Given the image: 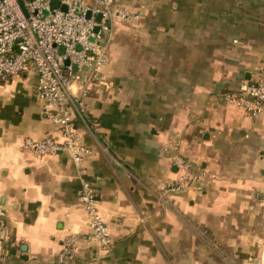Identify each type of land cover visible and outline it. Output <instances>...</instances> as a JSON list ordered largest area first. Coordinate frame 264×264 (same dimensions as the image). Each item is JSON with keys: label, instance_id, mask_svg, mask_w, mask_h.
Returning <instances> with one entry per match:
<instances>
[{"label": "crops", "instance_id": "0c3cea01", "mask_svg": "<svg viewBox=\"0 0 264 264\" xmlns=\"http://www.w3.org/2000/svg\"><path fill=\"white\" fill-rule=\"evenodd\" d=\"M118 1L135 16L112 24L106 62L73 85L86 89L72 114L88 149L79 163L66 150L25 147L63 138L37 70L0 83V264H55L69 233L78 235L76 264H212L198 256L204 246L177 244L191 224L232 240L234 261L213 264H255L264 113L225 93L264 63V0ZM177 155L206 177L167 188L180 175ZM83 179L110 227L108 247L91 234Z\"/></svg>", "mask_w": 264, "mask_h": 264}, {"label": "built area", "instance_id": "2783aa9c", "mask_svg": "<svg viewBox=\"0 0 264 264\" xmlns=\"http://www.w3.org/2000/svg\"><path fill=\"white\" fill-rule=\"evenodd\" d=\"M23 4L28 13L20 0H0V83L29 66L37 70L49 117L60 125L63 138L45 135L27 141L25 147L39 155L66 150L79 163L88 149L72 125V114L76 102L84 104L86 89L81 85V93H76L73 85L82 83L84 69L94 70L106 62L112 24L135 14L118 0H60L56 7H51L50 0H23ZM225 96L252 116L263 114L264 63L253 75L237 79ZM174 162L180 175L167 185L169 189L181 190L206 177L183 155H177ZM80 198L92 236L102 247H108L110 227L99 210L95 187L87 179L82 181ZM77 242L76 233L67 234L55 264H76ZM255 264H264V253Z\"/></svg>", "mask_w": 264, "mask_h": 264}, {"label": "rangeland", "instance_id": "374dc122", "mask_svg": "<svg viewBox=\"0 0 264 264\" xmlns=\"http://www.w3.org/2000/svg\"><path fill=\"white\" fill-rule=\"evenodd\" d=\"M254 212L255 214L261 213L260 207H255ZM189 230L191 233V237H185L184 240L179 239L177 243L178 245H181L182 241L184 242V244H186V241L192 246H204V249L200 248L198 250V256L199 258L204 259L207 263L213 264L214 262H217L216 260L219 257L222 258L223 261H225L226 259L230 260L232 256L234 261L235 256L232 254V250H230L231 245H233L231 239L222 238L220 240L218 238H215L207 227H202L199 224H191V228H189ZM258 248L259 252L255 256L253 255V257H255V261L261 258L264 253V238L260 240ZM219 251H221V253H219Z\"/></svg>", "mask_w": 264, "mask_h": 264}, {"label": "water", "instance_id": "95a60500", "mask_svg": "<svg viewBox=\"0 0 264 264\" xmlns=\"http://www.w3.org/2000/svg\"><path fill=\"white\" fill-rule=\"evenodd\" d=\"M20 1H21L22 5L24 7V10L28 13V11L26 10V8H25V6L23 4V0H20ZM59 3H60V0H50L51 7H56V6L59 5ZM62 7L65 8V9L67 8V6L65 4H63ZM88 15H89V13H88ZM98 17H100V15H98Z\"/></svg>", "mask_w": 264, "mask_h": 264}]
</instances>
